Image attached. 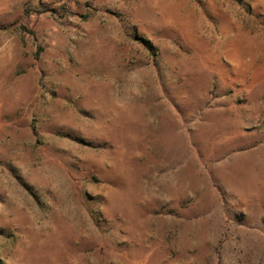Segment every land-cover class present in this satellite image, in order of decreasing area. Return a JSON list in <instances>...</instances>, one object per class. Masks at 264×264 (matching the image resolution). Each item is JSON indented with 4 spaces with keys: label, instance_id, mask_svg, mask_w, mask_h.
Masks as SVG:
<instances>
[{
    "label": "rangeland",
    "instance_id": "1",
    "mask_svg": "<svg viewBox=\"0 0 264 264\" xmlns=\"http://www.w3.org/2000/svg\"><path fill=\"white\" fill-rule=\"evenodd\" d=\"M0 264H264V0H0Z\"/></svg>",
    "mask_w": 264,
    "mask_h": 264
},
{
    "label": "trees",
    "instance_id": "2",
    "mask_svg": "<svg viewBox=\"0 0 264 264\" xmlns=\"http://www.w3.org/2000/svg\"><path fill=\"white\" fill-rule=\"evenodd\" d=\"M47 10L48 9L46 7H37L31 4H27V6L25 7L26 13H45Z\"/></svg>",
    "mask_w": 264,
    "mask_h": 264
}]
</instances>
